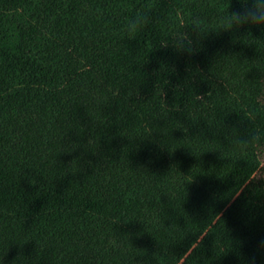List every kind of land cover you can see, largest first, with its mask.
I'll use <instances>...</instances> for the list:
<instances>
[{
	"label": "trees",
	"instance_id": "obj_1",
	"mask_svg": "<svg viewBox=\"0 0 264 264\" xmlns=\"http://www.w3.org/2000/svg\"><path fill=\"white\" fill-rule=\"evenodd\" d=\"M228 5L0 0V264H264V31Z\"/></svg>",
	"mask_w": 264,
	"mask_h": 264
},
{
	"label": "clouds",
	"instance_id": "obj_2",
	"mask_svg": "<svg viewBox=\"0 0 264 264\" xmlns=\"http://www.w3.org/2000/svg\"><path fill=\"white\" fill-rule=\"evenodd\" d=\"M239 8L229 11L231 0L227 10L222 13L217 22L220 25V31L227 33H239L242 30L250 33L252 28H258L264 31V0H236ZM153 7L149 10L145 5L138 9L133 15L127 17L123 24L125 34L133 39L141 34L149 24H157L167 18L168 13L163 17L157 14L152 15L156 10ZM205 21L202 17L194 15L191 19L190 26H178L170 35V43L164 47L171 46L178 55H194L198 51L197 45L210 31L205 29ZM257 139V134L251 132L249 138L240 139L241 144L248 145ZM257 251L264 253V238L258 241ZM250 264H255V256L250 259Z\"/></svg>",
	"mask_w": 264,
	"mask_h": 264
},
{
	"label": "rangeland",
	"instance_id": "obj_3",
	"mask_svg": "<svg viewBox=\"0 0 264 264\" xmlns=\"http://www.w3.org/2000/svg\"><path fill=\"white\" fill-rule=\"evenodd\" d=\"M259 175H260V174H258V175L256 176V178H258V177H259ZM193 252H194V251H193ZM193 252H192L191 254H193ZM182 264H185V261H184Z\"/></svg>",
	"mask_w": 264,
	"mask_h": 264
}]
</instances>
